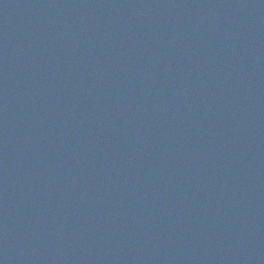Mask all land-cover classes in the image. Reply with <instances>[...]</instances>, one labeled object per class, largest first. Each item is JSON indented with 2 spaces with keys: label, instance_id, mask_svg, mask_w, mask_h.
Returning a JSON list of instances; mask_svg holds the SVG:
<instances>
[{
  "label": "water",
  "instance_id": "water-1",
  "mask_svg": "<svg viewBox=\"0 0 264 264\" xmlns=\"http://www.w3.org/2000/svg\"><path fill=\"white\" fill-rule=\"evenodd\" d=\"M0 264H264V0H0Z\"/></svg>",
  "mask_w": 264,
  "mask_h": 264
}]
</instances>
